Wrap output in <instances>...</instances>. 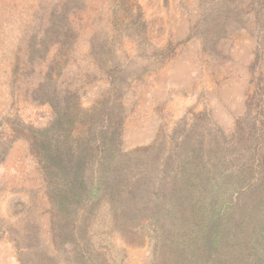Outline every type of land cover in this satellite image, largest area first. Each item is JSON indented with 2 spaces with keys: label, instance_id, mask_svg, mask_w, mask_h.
Returning <instances> with one entry per match:
<instances>
[{
  "label": "rangeland",
  "instance_id": "rangeland-1",
  "mask_svg": "<svg viewBox=\"0 0 264 264\" xmlns=\"http://www.w3.org/2000/svg\"><path fill=\"white\" fill-rule=\"evenodd\" d=\"M63 2L64 19L57 16ZM63 23V37H45ZM90 39L113 46L120 60L126 93L120 148L162 135L175 139L182 119L185 128L194 122L205 139L219 141L212 154L225 151L232 167L264 170V0H0V264H19L27 247L25 241L14 245L8 231L25 204L39 202L43 232L52 217L28 135L51 119L50 103L40 94L54 48L70 43L71 53L55 60L66 73L56 69L52 76L62 85L87 80L75 84L76 108L101 103L110 88L86 67ZM70 68L79 69L77 79ZM105 231L98 230L91 244L102 264L148 262L147 239Z\"/></svg>",
  "mask_w": 264,
  "mask_h": 264
},
{
  "label": "trees",
  "instance_id": "trees-1",
  "mask_svg": "<svg viewBox=\"0 0 264 264\" xmlns=\"http://www.w3.org/2000/svg\"><path fill=\"white\" fill-rule=\"evenodd\" d=\"M65 4L57 12L63 19ZM64 26L47 30L45 37H63ZM48 46L41 43V48ZM70 48V43L54 48L40 94L50 103L51 119L28 135L52 217L43 232L39 202L33 200L9 225L14 245L27 244L19 264H102L91 251L102 227L108 229L105 234L147 239L146 264H264L262 167H232L225 151L222 157L212 154L221 147L219 141L205 139L194 122L185 128L182 119L174 140L162 135L144 146L120 148L121 97L126 94L120 87V60L113 46L90 39L86 67L107 79L110 88L101 103L78 109L77 81L62 85L52 76L56 69L66 73L55 60L67 58ZM68 71L77 79L79 69ZM255 138L261 147L262 137ZM49 244L56 247L55 255Z\"/></svg>",
  "mask_w": 264,
  "mask_h": 264
}]
</instances>
